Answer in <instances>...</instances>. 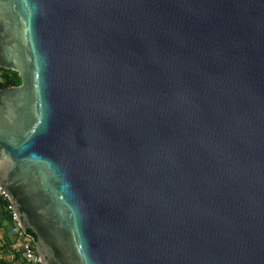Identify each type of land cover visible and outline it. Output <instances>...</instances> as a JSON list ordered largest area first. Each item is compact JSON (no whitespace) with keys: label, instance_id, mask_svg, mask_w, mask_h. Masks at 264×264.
Returning <instances> with one entry per match:
<instances>
[{"label":"water","instance_id":"obj_1","mask_svg":"<svg viewBox=\"0 0 264 264\" xmlns=\"http://www.w3.org/2000/svg\"><path fill=\"white\" fill-rule=\"evenodd\" d=\"M0 68L41 264H264V0H0Z\"/></svg>","mask_w":264,"mask_h":264},{"label":"trees","instance_id":"obj_2","mask_svg":"<svg viewBox=\"0 0 264 264\" xmlns=\"http://www.w3.org/2000/svg\"><path fill=\"white\" fill-rule=\"evenodd\" d=\"M21 82L17 71L0 68V87L19 85ZM9 201L0 196V264H40L29 261L24 255V246L19 238L11 233L10 214L7 210ZM29 235L32 232L28 230ZM32 248L35 249L34 243Z\"/></svg>","mask_w":264,"mask_h":264},{"label":"built area","instance_id":"obj_3","mask_svg":"<svg viewBox=\"0 0 264 264\" xmlns=\"http://www.w3.org/2000/svg\"><path fill=\"white\" fill-rule=\"evenodd\" d=\"M0 196L7 199L9 203L7 204V210L10 214V220H11V233L19 238L20 243L24 246V255L33 263H40V257L36 252V249L32 248V243H34V240L32 236L27 235L24 231L21 229V222L13 208L12 203L8 199L7 194L5 193L4 189L0 185Z\"/></svg>","mask_w":264,"mask_h":264}]
</instances>
